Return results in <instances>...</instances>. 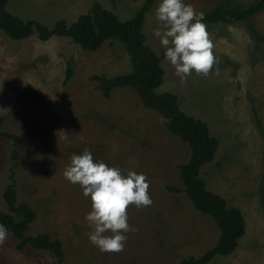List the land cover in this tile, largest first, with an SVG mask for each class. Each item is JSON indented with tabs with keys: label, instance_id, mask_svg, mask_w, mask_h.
Segmentation results:
<instances>
[{
	"label": "rangeland",
	"instance_id": "obj_1",
	"mask_svg": "<svg viewBox=\"0 0 264 264\" xmlns=\"http://www.w3.org/2000/svg\"><path fill=\"white\" fill-rule=\"evenodd\" d=\"M221 1L184 0L203 13ZM232 1L246 6L256 0ZM93 2L126 21L145 0H9L7 9L52 27L59 19L73 23ZM159 2L154 1L142 28L146 43L162 58L164 80L156 92L175 94L182 111L206 123L209 134L218 139L215 157L202 167L200 176L208 190L225 198L229 207H238L245 221V234L235 251L216 255L208 264H264V42L255 39L246 22L205 23L219 74L214 69L205 78L193 72L182 84L153 35ZM253 25L264 36V11L254 16ZM68 64L72 76L65 82ZM130 70V57L118 41L88 52L68 37L41 41L34 34L13 40L0 30L1 131L20 135L32 128L42 130L21 137L16 147L0 135V209L7 211L3 192L13 185L16 203L36 212L27 235L46 233L60 239L62 264H179L200 257L218 240L219 229L211 217L200 213L185 192L166 190L181 186L178 166L188 161L189 147L167 131L161 116L144 107L132 89L116 88L104 98L90 79ZM28 87L40 91L45 101L17 102L18 93ZM85 148L95 160L125 174L143 173L150 183L152 205L139 210L130 205L127 210L129 224L138 230L127 233L122 252H101L90 243L87 234L92 229L85 216L91 201L63 176L71 155ZM16 243L9 235L0 246V264L55 261L48 251L29 246L19 251Z\"/></svg>",
	"mask_w": 264,
	"mask_h": 264
},
{
	"label": "trees",
	"instance_id": "obj_2",
	"mask_svg": "<svg viewBox=\"0 0 264 264\" xmlns=\"http://www.w3.org/2000/svg\"><path fill=\"white\" fill-rule=\"evenodd\" d=\"M9 0H0V30L13 40H22L36 34L39 40L47 41L52 36L68 37L81 49L95 52L102 44L109 41L120 42L130 57L131 70L127 73L107 77L92 75L91 80L97 83L102 97L108 98L116 88L132 89L144 107L156 111L161 117L171 118L164 124L168 132L178 137L190 149L186 163L178 166L180 187L166 186L172 193L185 192L194 207L202 214L211 217L219 229L216 244L200 257H190L179 264H208L216 255L232 254L245 234V221L238 207H229L221 195L206 188L205 180L200 176L202 167L210 163L219 147L217 138L209 134L206 123L187 115L179 106L175 94L157 93L156 89L163 83L164 69L161 57L146 43L142 28L146 14L155 0H145L141 9L129 20L122 21L112 11L104 8L99 2H93L89 10L80 15L73 23L64 19L57 20L52 27L36 20H24L7 9ZM264 11V0H256L246 6L235 4L232 0L219 2L212 10L204 13L203 23L234 24L246 22L258 42H264L253 25L255 15ZM72 76V67L67 65L65 82ZM40 91L28 87L21 90L16 100L41 104L45 100ZM4 117L0 115V135L12 140L16 147L21 137L37 134L42 130L28 129L20 135L1 131ZM16 148L12 159H18ZM16 192L9 185L3 192L7 211L0 209V224L9 230V235L17 240L16 249L24 250L27 246L35 250H45L52 254L55 261L49 264H62L64 252L62 241L52 239L50 235H27L30 224L36 219V212L25 203H16Z\"/></svg>",
	"mask_w": 264,
	"mask_h": 264
},
{
	"label": "clouds",
	"instance_id": "obj_3",
	"mask_svg": "<svg viewBox=\"0 0 264 264\" xmlns=\"http://www.w3.org/2000/svg\"><path fill=\"white\" fill-rule=\"evenodd\" d=\"M155 19L158 26L153 29V35L165 49L164 58L174 67L182 84L193 72L205 78L214 69L215 74H219V61L213 53L214 43L207 25L203 23V12L196 11L184 0H160ZM170 122V117L160 118L161 124ZM80 140L85 142L83 136ZM63 176L71 184L79 185L84 197L91 201V211L85 216L92 229L87 234L90 243L101 252H122L127 233L138 230L128 222L129 206L134 205L139 210L153 203L146 175L131 170L125 174L119 167L95 160L85 148L81 154L71 155ZM8 238L9 230L0 224V246Z\"/></svg>",
	"mask_w": 264,
	"mask_h": 264
}]
</instances>
